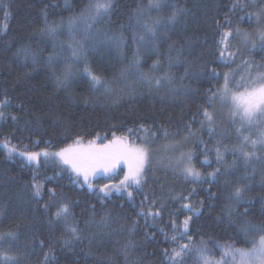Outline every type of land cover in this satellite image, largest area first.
I'll list each match as a JSON object with an SVG mask.
<instances>
[{
    "label": "trees",
    "instance_id": "1",
    "mask_svg": "<svg viewBox=\"0 0 264 264\" xmlns=\"http://www.w3.org/2000/svg\"><path fill=\"white\" fill-rule=\"evenodd\" d=\"M112 2L110 13L99 19L89 10L94 0H0V103L7 100L6 116L18 117L0 120V252L7 250L21 264H45L49 248L47 264H170L165 250L170 253L188 243L183 264H200V248L218 262L227 246L251 250L264 232L245 233L242 227L246 222L264 226V150L256 152L259 159L245 164L238 151L242 136L235 131L240 124L212 93L222 90L226 73L229 85L237 88L246 80H238L241 76H257V66L264 72L259 36L264 16H257L264 0H244L247 7L235 14L229 11L232 0H159L158 9H150L149 0ZM178 9L176 20L169 22ZM229 19L230 25L225 23ZM146 26L156 28L154 43L139 41ZM229 28L233 34L225 40V57H220V40ZM236 28L250 34L247 43ZM237 49L234 60L227 56ZM21 50L27 59L23 53L14 56ZM245 61L251 66L246 68ZM188 62L193 66L185 76ZM86 66L106 87L90 86ZM65 72L68 79L61 83L57 77L63 80ZM193 72L199 75L193 77ZM202 108L214 117L211 134ZM219 109L223 111L215 115ZM188 125L195 135L189 136ZM113 133L150 147L179 143L187 136L192 164L204 177L188 178L165 163L151 162L145 166L142 186L128 189L131 198L115 189L105 196L100 188L107 179L89 189L82 178L81 184L73 183L74 174L58 159L43 155L60 151L78 137L106 142ZM5 141L16 149L13 154L3 147ZM217 147L223 153L219 164ZM21 152L41 155L38 161H28ZM217 167L220 173L209 176ZM33 183L42 186L40 203L30 196ZM237 185L244 188L246 199L234 204L230 193ZM53 187L57 202L70 205L69 223L81 230L80 239L69 247L63 243L70 239L63 223H48L55 206L47 212L43 207ZM161 203L160 215H139L160 210ZM188 217L190 241L187 235L180 238ZM37 237L45 242L42 249Z\"/></svg>",
    "mask_w": 264,
    "mask_h": 264
},
{
    "label": "snow or ice",
    "instance_id": "2",
    "mask_svg": "<svg viewBox=\"0 0 264 264\" xmlns=\"http://www.w3.org/2000/svg\"><path fill=\"white\" fill-rule=\"evenodd\" d=\"M114 7L112 0H94V3L89 5L90 12L94 13V18L102 19L107 16L111 9ZM160 3L159 0H149V8H159ZM247 7V4L244 3V0H232V6L229 9L230 12L235 14L236 10L239 9L240 11H244ZM180 10L174 11L170 17H168L169 22H173L177 18V14ZM257 16H264V7L261 8L260 12L257 13ZM243 19V17H240ZM159 21H154L153 24H158ZM225 23L231 24L230 19L226 20ZM51 31L52 29L49 28ZM236 35L242 37L243 41L247 43L250 39V34L247 32H242L240 28L235 29ZM232 30L225 31L223 37L220 40V44L224 45L222 48H218V52L220 57H225L227 45L225 40L227 37L231 36ZM146 35L149 37L146 40ZM146 35H141L139 37V41L141 43H154L152 38L156 35V28L147 27L146 26ZM260 47L264 50V31L260 32ZM170 48L172 45L169 46ZM252 47H256L255 41H252ZM179 51V50H178ZM139 49L137 50L138 55ZM23 53L24 58H28L27 52L23 50L18 51L14 54V56H19ZM239 55V50L237 49L235 52L227 51V56L235 59V57ZM35 63V60H33ZM158 63V61H157ZM192 62H188V65L185 69V76L188 75L189 69L192 67ZM244 66L250 67V62L245 61ZM156 69V65H153V69ZM85 72L90 77V86L93 89L99 87H106L104 83H102L101 78L95 74H93L89 68L85 67ZM213 74L215 75V70H213ZM27 75V74H26ZM193 77L198 76L199 73L193 72ZM68 79V73L65 72L63 80L60 77H57V80L61 83L66 82ZM165 79H167L169 84H173L174 81L172 80L170 75H166ZM183 80V77L181 78ZM149 84L152 83L151 80L148 81ZM155 83L159 85L161 83L160 79H156ZM230 81L228 78V74L226 73L224 76V85L221 91L213 92L212 97L218 98L222 104H228L230 108V114L233 118L234 123H239L240 127L236 128L235 131L242 136V142L239 145L238 151L242 154L244 158L245 164H247L252 158L259 159L256 157V147L259 145L262 150H264V72L259 71L257 66V76L253 80V87L248 88L245 87L244 91H235L233 92L229 87ZM181 88H187V86L181 84ZM239 89V85L237 86ZM171 91L175 92L176 89L172 88ZM8 106V101L5 100L3 103H0V120L10 118L13 121H17L18 117L15 115L6 113L3 109ZM23 111V106L20 108ZM202 111L203 116L208 121V126L210 129L211 134V125L214 123L213 115L206 109H200ZM238 117V121L235 119ZM203 127V124H202ZM255 127L257 132L259 133L256 139L251 138V130ZM243 129V131H242ZM189 136L195 135L191 131V125L187 127ZM132 129H128L129 133H132ZM145 131H148L145 129ZM244 132L250 133L249 135H244ZM151 135L154 137L156 135L155 132H152ZM165 137H167L168 133L165 130L164 132ZM99 136H97V139ZM82 137H78L72 145H68L67 147L61 149L55 153H48L45 151L43 155L48 157L49 155L57 157L60 163L66 166V169L69 170L71 173L74 174L75 179L73 183L81 184V178L83 184H87L88 188L91 189L93 187L90 177L96 175L97 172L108 173L109 171L114 170L121 161L127 164L128 171L124 174L123 179L120 180L118 185H115V190L117 192H126L129 198L132 197V191H129V188H140L142 184L145 182V166L151 164V152L152 149L150 146L145 142L142 141L140 144H130L128 142V136H116L115 133L112 134V139L108 140L106 143L102 142L97 144L95 140H90L87 145L82 144ZM185 140L188 137H184ZM201 143H203L201 141ZM219 143V141L217 142ZM251 145V151L247 150V146ZM3 147L6 148L9 152V155L13 154L16 149L10 146L8 141H5ZM216 151V159L217 163L219 164L223 160V153L220 151V148L217 147ZM225 151H228L227 147L225 146ZM235 154V153H234ZM21 156H26L28 161H38L40 153H25L21 152ZM183 158L189 162L187 166L183 168V173L185 176H193V177H200V173L196 171L191 165L190 162L192 160L191 153H182ZM207 156L205 155V163H207ZM235 164V161H233ZM65 169H61L64 171ZM220 173V167H217L213 172L208 173L211 177H216V175ZM227 183V182H226ZM246 187V186H245ZM109 186L106 184L104 187L100 188V192L104 193L105 196L109 195V191H106ZM49 196V202L44 203L43 207L45 212L52 207L55 206V212L53 213L52 217L49 219L48 223L56 224V223H63L65 226L70 239H65L63 241L65 247L71 246L74 241H78L80 239V229L74 224H70L69 220L72 216L70 205L66 202H57V191L56 188H49L47 190ZM31 198L35 199L36 203H40L43 199V189L42 186L36 183H33L31 186L30 191ZM147 196H145V200H147ZM230 199L234 204H239L241 201L246 199V192L244 188H241L239 185L235 186L233 191L230 193ZM264 199V197H262ZM153 204L155 201L152 202ZM143 206V202H142ZM163 203H161L160 210L152 211L149 210L148 212H141L139 213L140 216H158L160 215V211L163 209ZM185 208L188 205H184ZM247 213V209L245 210V214ZM191 217L186 218L183 221V229L184 231L181 232L180 238L187 235L188 240L192 239L191 235L188 234V223ZM136 223L135 221L133 222ZM175 228V224L173 225ZM242 230L247 233L249 231H260L264 232V226H254L250 223H245L242 227ZM7 235L14 237L13 233H8ZM4 236L0 235V240H3ZM39 246L42 249L44 247V240L39 239ZM177 236H173L172 240L174 242L177 241ZM189 244L183 243L180 244L178 247H174L171 252L169 253L168 250H165V256L168 257L170 264H183L182 257L187 253L189 250ZM200 253L199 262L200 264H210V261L207 257V250L204 248L197 249ZM51 255V248L49 251L44 253V262L47 264V261ZM224 255H232L235 259L237 255H239L241 264H264V235L259 236L258 244L254 241L253 247L251 251H246L244 249H233L231 246H227L224 252ZM0 264H21V260L16 258L15 256L9 255L8 251L5 250L0 252Z\"/></svg>",
    "mask_w": 264,
    "mask_h": 264
},
{
    "label": "rangeland",
    "instance_id": "3",
    "mask_svg": "<svg viewBox=\"0 0 264 264\" xmlns=\"http://www.w3.org/2000/svg\"><path fill=\"white\" fill-rule=\"evenodd\" d=\"M247 78H248V76H246V75L241 76L238 80H240V79H246V80H243L241 83H238V85L240 86L239 89H238V87L235 88L232 85L231 86L229 85L230 89L233 92H235L237 90L244 91L245 87H248V88L253 87L254 86L253 80L255 78H252V79H247ZM223 109L224 110H228V109L230 110L229 105L224 104ZM220 111H223V110L219 109V110L215 111V115L217 113H219ZM211 114H212V112H211ZM242 131H243V129H242ZM249 134L250 133H248V132H244V135H249ZM258 134L259 133L257 132V129L255 127H253L251 130V138L256 139ZM88 142L89 141H82V144L87 145ZM106 142H104V143H106ZM128 142L130 144H135V143L130 142L129 140H128ZM178 142L179 143H172V144H168L169 143L168 142V143L160 144L157 147H150L152 149V152H151L152 160H151V162L165 163L166 165L171 167L177 174H181V175L185 176V174L183 173V168L185 166H187L189 164V162L186 160V158H183L181 154L182 153H191V150H189L185 147V146H187V144L189 142V138L187 140H185L184 138H181ZM96 143L99 144L102 142H96ZM72 144H70V145H72ZM249 146H250L251 150H253L250 144H249ZM260 148L261 147L259 145H257L255 151L258 152ZM50 157L58 159L57 157H54L51 155H50ZM58 161H59V159H58ZM190 165L193 166L192 160L190 162ZM193 168H194V166H193ZM195 170L198 171L197 169H195ZM127 171H128L127 164L124 163L123 161H121L120 164L114 170L109 171L108 173L97 172L95 176L90 177V181H91L93 187H97V186H100L103 182L100 179H102V178L107 179L105 181V183L102 185V187H104V185L107 184L109 186V188L106 189V191L110 192L111 190L115 189L114 186L119 184L120 180L123 179V176ZM111 172L114 173V174H112V176L104 177V175L110 174ZM198 172L200 173L199 178L193 177V176H186V177L194 178V179L203 178L204 175L200 171H198ZM116 174L118 175V177H114V175H116ZM258 242H257V244H258ZM246 251H251V250H246ZM209 261H210V264H241L239 255H237L235 257V259L232 257V255H227L222 260H220L222 262L211 261V260H209Z\"/></svg>",
    "mask_w": 264,
    "mask_h": 264
},
{
    "label": "bare ground",
    "instance_id": "4",
    "mask_svg": "<svg viewBox=\"0 0 264 264\" xmlns=\"http://www.w3.org/2000/svg\"><path fill=\"white\" fill-rule=\"evenodd\" d=\"M256 34V33H255ZM260 36V35H259ZM186 164V163H185Z\"/></svg>",
    "mask_w": 264,
    "mask_h": 264
}]
</instances>
